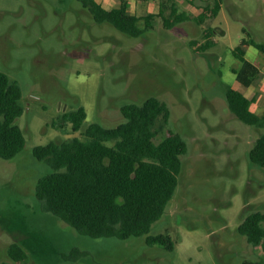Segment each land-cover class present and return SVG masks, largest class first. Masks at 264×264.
I'll return each instance as SVG.
<instances>
[{"label":"rangeland","instance_id":"1","mask_svg":"<svg viewBox=\"0 0 264 264\" xmlns=\"http://www.w3.org/2000/svg\"><path fill=\"white\" fill-rule=\"evenodd\" d=\"M128 1L137 15L158 13L161 3L165 15L173 7L187 15L170 28L159 17L154 29L133 37L96 22L79 0H0V69L21 86L25 109L17 123L26 137L18 155L0 157V264H16L8 254L13 241L27 250L28 264H72L75 248L86 264H264V247H253L238 229L249 212L264 210V167L249 159L264 128L235 116L225 96L229 86L241 87L233 49L244 38L264 43V0H223L218 15L202 22L197 16L209 0ZM209 26L214 45L196 51ZM246 58L261 74L244 91L264 113V51L249 44ZM151 95L171 109L167 131L188 143L177 190L151 229L170 233L174 251L144 237L80 234L35 194L51 167L34 146L84 136L62 120L64 112L83 105V128L93 121L114 126L124 119V103Z\"/></svg>","mask_w":264,"mask_h":264},{"label":"trees","instance_id":"2","mask_svg":"<svg viewBox=\"0 0 264 264\" xmlns=\"http://www.w3.org/2000/svg\"><path fill=\"white\" fill-rule=\"evenodd\" d=\"M79 1L89 9L96 22H110L133 37L154 29L159 17L164 26L170 28L187 15L178 12L176 7L165 15L163 3L158 13L137 15L130 11L128 0H121L119 5L110 8L99 0ZM222 3L223 0H209L197 20L202 22L217 16ZM214 33L211 26L205 28V40L196 51L211 48L215 42ZM190 43L192 46L198 44L196 40ZM249 44L264 51L263 42L247 38L233 49L235 57L241 60L235 72L241 87L229 86L225 96L235 116L247 124L264 128V113L252 109L255 96H248L244 91L261 74V68L246 58ZM22 97L18 81L0 69V157L5 159L14 158L26 145L24 130L17 123L25 109ZM120 110L124 119L117 125L105 126L93 121L84 128L87 110L83 105L64 112L62 120L72 123L74 130L81 129L84 136L34 146L35 157L51 167L38 178L35 194L45 210L80 234L122 239L144 237L150 245L174 251L176 241L170 233H151V229L164 215L177 190L183 156L188 151L187 140L176 131H167L171 109L157 95L141 102L124 103ZM249 159L264 167V132L250 149ZM238 229L253 247L263 248L264 210L249 212ZM77 251L75 248L69 256L72 264H86L81 260L83 254ZM8 254L16 264H28V252L19 242L9 244ZM241 264L263 263L245 258Z\"/></svg>","mask_w":264,"mask_h":264}]
</instances>
